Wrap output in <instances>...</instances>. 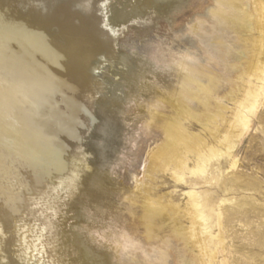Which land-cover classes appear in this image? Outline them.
I'll use <instances>...</instances> for the list:
<instances>
[{
	"label": "bare ground",
	"instance_id": "obj_1",
	"mask_svg": "<svg viewBox=\"0 0 264 264\" xmlns=\"http://www.w3.org/2000/svg\"><path fill=\"white\" fill-rule=\"evenodd\" d=\"M253 81L264 0H0V264H233L194 191L187 226L131 191L151 143L178 180L231 155Z\"/></svg>",
	"mask_w": 264,
	"mask_h": 264
},
{
	"label": "rangeland",
	"instance_id": "obj_2",
	"mask_svg": "<svg viewBox=\"0 0 264 264\" xmlns=\"http://www.w3.org/2000/svg\"><path fill=\"white\" fill-rule=\"evenodd\" d=\"M57 11L62 26L70 28L72 6L67 5ZM248 85L261 91L256 98H248L251 101L248 100L247 105L252 103L255 107L247 109L250 110L247 112L248 127H245L241 139L235 141L231 155L212 159L203 175L191 174L189 168L185 169L184 174L178 173L182 176L178 180L172 176V165L163 169L151 165L149 152L159 145L151 143L143 162L138 166L139 172L133 175L135 186L131 192L135 197L146 195L155 209H164L170 223L187 226L190 203L188 192L194 191L200 214L214 235H217L218 216L221 214L228 246L226 249L232 251L228 256L233 257V264H264V81H253ZM222 87L224 82L221 80L212 97L227 107L223 113L228 117L234 106L224 95H219ZM231 95L235 97L236 93ZM151 107L154 112L163 108L159 96ZM179 120L189 135H205L201 122L194 119ZM219 120L215 123L222 125ZM210 125L212 128L214 123ZM215 143L218 148H222L219 140ZM192 158L187 163L188 167L193 165ZM236 247L241 248L240 251L235 252ZM54 259L58 263L59 259Z\"/></svg>",
	"mask_w": 264,
	"mask_h": 264
}]
</instances>
